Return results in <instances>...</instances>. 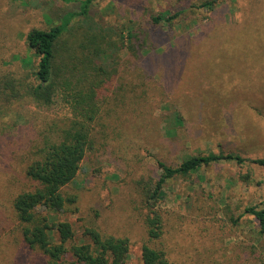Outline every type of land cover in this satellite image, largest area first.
Segmentation results:
<instances>
[{"label":"rangeland","instance_id":"rangeland-1","mask_svg":"<svg viewBox=\"0 0 264 264\" xmlns=\"http://www.w3.org/2000/svg\"><path fill=\"white\" fill-rule=\"evenodd\" d=\"M200 1L96 0L89 10L108 41L96 63L116 75L102 90L101 123H92L85 156L66 187L77 199L58 217L71 222L75 241L84 225L128 235L126 264H140L142 232L129 182L156 177L157 159L175 165L218 152L264 157V0H218L213 10L194 7ZM78 10L76 0H0V76L10 72L35 84L39 57L26 33ZM177 10L170 23L151 24V15ZM82 20L73 18L64 32L58 61L76 53V38L87 28ZM151 28L159 40L143 45ZM130 31L140 46L133 38L129 47ZM57 78L48 102L0 99V264H44L23 244L11 198L25 181V139L38 133L30 143L38 144L51 123L59 129L74 116L64 76ZM163 190L159 206L169 219L163 242L174 264H195L210 248L220 264H264V230L244 212L264 207V165L222 159L167 180Z\"/></svg>","mask_w":264,"mask_h":264},{"label":"trees","instance_id":"trees-1","mask_svg":"<svg viewBox=\"0 0 264 264\" xmlns=\"http://www.w3.org/2000/svg\"><path fill=\"white\" fill-rule=\"evenodd\" d=\"M76 1L79 2V10L64 13L58 24L48 28L34 27L26 33L28 47L34 49L39 57L34 72L35 84H28L10 72L0 76V99L3 103L9 104L25 95L48 102L57 87V77L61 74L67 84L64 88L70 91L73 98L74 116L66 126L58 129L51 123L45 133H39L41 138L38 144H30L38 133L32 139L30 136L27 141L25 139L27 157L29 156L24 167L25 181L11 198V206L23 244L38 252L44 264H126L132 246L128 235L102 233L93 225H84L81 240L75 241L71 222L58 217L60 212L71 209L67 206L73 205L77 199L66 187L75 177L85 156L91 140L92 123H101L99 97L102 96V90L110 89L116 75L115 69H106L96 63L95 58L105 54L102 46L108 43L105 28L92 23L89 17V10L96 0ZM217 1L202 0L194 7L213 10ZM181 12L182 10L156 13L150 16L151 24L156 26L162 22L170 23ZM79 15L83 16L82 21L87 28L79 39L76 38V53L73 50L68 62L58 61L61 57L62 36L72 19ZM156 34L153 28L145 31L143 45H146V39L152 42L155 39L157 42L159 39ZM137 36L133 31L129 32V47L134 48L135 41L138 43V38H135ZM63 73H69L68 77ZM176 119L181 121L178 117ZM222 159L234 160L237 164L248 162L264 165V157L249 158L230 152L196 154L183 158L175 165L157 159L161 172L156 177L130 180L133 195L131 202L138 210L142 226L140 264H174L167 244L163 242V235L167 230L165 227L169 221L165 216L168 211L159 206V201L164 196L165 182L178 176H189L201 166ZM244 212L258 220L259 232H263L264 207L252 205L245 207ZM195 260V264H220L211 248L199 253Z\"/></svg>","mask_w":264,"mask_h":264}]
</instances>
